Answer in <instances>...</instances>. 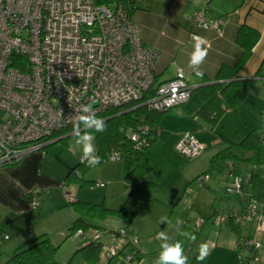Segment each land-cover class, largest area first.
<instances>
[{
  "label": "built area",
  "instance_id": "2783aa9c",
  "mask_svg": "<svg viewBox=\"0 0 264 264\" xmlns=\"http://www.w3.org/2000/svg\"><path fill=\"white\" fill-rule=\"evenodd\" d=\"M134 1L0 0V168L17 165L56 142L53 135L74 127L71 116L80 114L82 106L92 104L97 116L128 104L162 113L190 100L198 85L189 83L181 68L171 81L156 84L160 53L144 46L141 30L131 19ZM189 20L192 30L213 29L223 34L224 21L209 17L207 12H195ZM195 36L200 35L193 33V40ZM155 132L160 133L142 118L136 130L126 133L135 152H139L151 146ZM205 147L187 132L176 149L184 157L193 158ZM114 153H119L116 160L111 158ZM129 156L114 149L108 160ZM230 177L227 193L237 196L252 179L251 172ZM198 178L201 188L211 179L209 174ZM108 185L96 182L95 188ZM47 194V189L31 191L27 195L29 210L38 209ZM64 197L69 204L78 201L72 192ZM246 201L240 212L216 213L212 218L214 226L231 221L239 229L246 224L254 226L253 235L241 237L237 244L238 264L257 263L264 252V203L252 193ZM206 222L203 219L194 225L199 229ZM88 232V242L102 244V261L141 263L145 252L139 249L141 242L131 231L104 233L94 228ZM85 235L83 230L75 234ZM106 236L111 243H104Z\"/></svg>",
  "mask_w": 264,
  "mask_h": 264
},
{
  "label": "crops",
  "instance_id": "0c3cea01",
  "mask_svg": "<svg viewBox=\"0 0 264 264\" xmlns=\"http://www.w3.org/2000/svg\"><path fill=\"white\" fill-rule=\"evenodd\" d=\"M198 11L207 12L211 18L222 19L223 34L220 36L213 29L192 30L189 19ZM131 19L141 30L144 46L160 53V60L156 67L157 85L171 81L176 76L177 68L185 70L187 81L198 87L205 85L202 77L210 80L212 84L221 83L224 80L217 82L216 77L222 66L233 67L242 57V49L236 42L239 28L244 25L258 31L260 38L252 51L253 55L237 75L240 80H255V82L242 104L235 111H227L217 126L225 128L227 121L228 124L231 122V119L227 120L230 115L242 119V114L248 113L250 118H253L255 114L264 118V0H135L132 5ZM193 33L199 34L207 42L205 47L208 48V55L201 65L204 73L202 77H198L188 67L189 56L194 50L195 41L191 37ZM229 73L230 70L225 72L227 75ZM248 118L244 120L245 125L248 124ZM161 119L158 125L161 132L155 141L158 140L157 143L160 145L166 144L173 153L180 139L187 132L192 133L198 142L205 146L213 142L212 136L208 137V134L202 132L208 131L205 128L207 123L200 118L190 116L183 107L164 113ZM216 127L211 129L216 131ZM47 159L48 155L43 150L29 155L17 165L0 168V259L5 254L15 252L22 243L45 236L46 220L61 206V203L50 195L56 189L64 194L66 186L61 179L60 167H63L65 163L59 160L52 163ZM232 166L226 172V187L231 180ZM210 181L206 187L213 190ZM145 182L156 184L154 177H138L135 174L133 182L126 190V195ZM43 189H47L49 194L43 197L42 205L36 210H29L30 201L27 195L33 190L42 191ZM72 193L78 196V200L81 199L82 191H79L76 185H73ZM250 194L251 188L246 187L244 194L234 200H227V203L219 201L220 205L215 212L223 214L240 212L245 207L247 196ZM253 227L246 224L236 230L232 221L220 226L212 224L211 228L203 229L202 226L197 231L198 244L192 242L189 247L184 248L188 264H197L194 261L199 255L200 245L204 243L208 246V255L202 264H238L237 244L241 237L249 238L253 235ZM130 231L141 237L145 235L139 226H135ZM167 236L174 238L172 235ZM180 237L181 230L176 233L175 239L178 241ZM160 242L163 243L162 240L156 239L154 242L151 240V242L141 243L139 249L149 255L148 262L144 264H155L161 251ZM169 242L174 241L169 238ZM2 260L0 264L6 262ZM254 264H264V252L260 254L259 262Z\"/></svg>",
  "mask_w": 264,
  "mask_h": 264
},
{
  "label": "rangeland",
  "instance_id": "374dc122",
  "mask_svg": "<svg viewBox=\"0 0 264 264\" xmlns=\"http://www.w3.org/2000/svg\"><path fill=\"white\" fill-rule=\"evenodd\" d=\"M242 115V119H237L238 116L236 118L235 115H230L227 120L231 119V122L228 124V121L226 120L227 125L225 128L217 126L216 131H213L211 127L206 124L205 128L208 131L202 132L208 134V137L212 136L213 142L208 144L199 156L186 158L181 155L177 149L174 150L173 153L166 144H158V140L153 142L151 146L143 152L141 157L137 158L134 156L136 170L133 178L135 177V174L138 177H154L156 183L148 192V196L143 198L141 202L144 213L141 217L134 220L129 227L130 230L134 229L135 226L141 227V230L145 233L144 237L138 236L137 234L135 235L139 238L142 244L147 241L151 242V240L154 242L157 239L158 233H160L163 229V232L166 234L168 233L167 235L174 236V238L169 237L172 241H177L175 239L176 233L181 230V237L178 241H181L184 248L189 247L192 242L194 244H198L199 239L197 231L200 229L195 227V222L206 219L208 221L203 226V229L204 227L211 228L213 224L212 218L215 215L213 213L215 212V209L219 207V201L227 203V200H234L238 197L235 194L227 193L225 189V176L227 170L233 165L231 162L228 161L220 163L217 168L218 170H209L211 167L210 161L213 157L219 154V152L225 150L226 143L220 138L225 137L234 143H239L243 141L252 130L258 127L259 130L264 131L263 117L255 114L253 115V118H250L248 113L247 115L246 113ZM247 118L248 124L245 125L244 120ZM59 139H63L64 141L62 143H67V146L70 147L69 151L65 149V151L61 154V160L64 163H69L71 165L77 164L78 158L81 156V148L79 145L75 144V137L72 133H66L65 136L55 140ZM55 148L53 147L49 149L47 154V160H51L52 163L57 162L53 155V150H55ZM44 151L46 152V150ZM125 166L126 159L115 162L106 159L102 164H99L95 168H79L80 177L85 181L109 183V185L104 189H97L95 186H92L89 189H83L81 199H86L90 202H99L104 198L103 203L105 207L114 210L122 208L123 203L129 196L126 195V190L133 182V178L131 181H126ZM233 167L236 169V173H241L243 175L249 174L252 168L249 164L242 162H237L235 166H232V168ZM60 168L62 174L66 173L64 172L65 170L63 167ZM261 172L264 177V169H262ZM206 173L209 174L211 178L210 182L212 183L213 190H209L206 186L201 188L196 181L198 176ZM73 185L74 184H68L64 188V194L61 190L56 189L50 195L61 203L59 210L56 211L54 215H51L45 222V232L47 237L54 246L59 248L55 258L61 264H119L118 259L107 262L102 261L103 259L101 254L100 260H90L86 252L81 251L82 248L85 247L84 242L91 239L88 231H86L87 235L82 237H77L68 233V229L77 219V215L71 205L66 202L64 195L67 192H72ZM77 188L79 189L78 186ZM89 190L91 191L89 192ZM161 217H167L170 223L161 224ZM177 221H180V223H177ZM88 222L95 225L101 232L104 233L109 231L111 232L114 229L118 231L119 229H124L126 227L124 222L120 220L116 221L114 219H107L105 221L93 219L88 220ZM216 229L214 230L216 231ZM182 233H190L191 235H194L195 240L190 239V237L183 236ZM108 240L109 239L106 236L103 241L106 244L111 243V241L109 240L108 242ZM159 244H161V242ZM13 253L14 252H11L9 255H3L0 261H3L2 259H4V262H7ZM150 254L153 256L152 253ZM148 260L149 255H144L141 260V264L148 262Z\"/></svg>",
  "mask_w": 264,
  "mask_h": 264
},
{
  "label": "trees",
  "instance_id": "16d2710c",
  "mask_svg": "<svg viewBox=\"0 0 264 264\" xmlns=\"http://www.w3.org/2000/svg\"><path fill=\"white\" fill-rule=\"evenodd\" d=\"M120 1L123 0H97L98 3L102 4L119 3ZM239 29L236 42L242 49V57L236 64L233 65V67L222 66L216 77L217 82L224 80L221 81V83L211 84L210 80L202 77L205 85L199 86L193 90L191 92L192 96L190 100L182 106L187 114L196 119L200 118L212 129L218 125L227 111H235V109L242 104V102L249 95L250 88L255 82V80H240L237 75L239 71L245 67V64L253 55L252 51L258 43L260 33L244 25ZM227 70H230L228 75L225 74V72L227 73ZM149 96L150 95H147L144 100H146ZM164 113L166 112H152L146 107H142L138 104H128L125 105V107L113 109L99 115L98 117L104 119L107 125L104 132H93L98 154L102 157L100 164L108 159L109 154L114 149H120L125 155H130L126 159L125 169L126 181H131L136 170L134 156L137 158L141 157L145 150L135 152L134 146L132 145V142L128 140L126 132L129 129L136 130L142 118L146 119V124L161 132L158 125L161 122V117ZM73 128L74 127L66 129L61 133H57L53 135V138H61L62 136H65L66 133H72ZM158 135L159 133H154L150 144L155 141ZM221 140H224L226 143L225 150L219 152V154L213 157L210 162L211 167L209 171L216 170L220 163L228 161L234 166L237 162L249 164V166H252L250 170L252 179L251 183L246 185L244 188H251V193L254 197L264 203V177L261 172V168L264 165V131L259 130L258 127L252 130L244 138V140L239 143H234L225 137H222ZM63 141V139H59L52 145H49L45 148V153L48 154L49 149L56 147L55 150H53L54 158L55 160L62 161L61 154L65 151V149L67 151L70 150L67 143H62ZM80 157L81 156H79V158ZM79 158L77 164H64L63 169L66 173L62 174L61 179L64 186L74 184L79 187V191H82L83 189H89L92 186H95L96 182H87L80 177V174L77 176L79 168L91 169L90 167L80 163ZM231 174L238 175L241 173H236V169L233 167ZM198 177L196 178V181L199 179ZM154 185V183L149 182L141 183V185L137 186L129 193V196L123 203V207L117 210L105 207L103 203L104 198L99 202H90L86 199H80L77 203L70 204L77 215V219L69 227L68 233L75 235L77 231L83 230L86 232L94 228L100 231L99 228L88 222V220L93 219L100 221H105L107 219H114L116 221L120 220L126 225L124 229L130 231L128 229L131 223L141 217L144 213L141 202L143 198L148 196V192ZM206 185L207 183L204 184V186ZM216 213L219 212H215V214ZM238 229L239 228L236 226V230ZM58 250L59 248L54 246L47 235H45L35 238L32 241L22 243L4 264H61L55 258ZM81 251H85L90 260H100L102 244L95 242L91 243L86 240V246L83 247ZM144 255L146 254L144 253ZM205 259L200 261L196 257L194 263L202 264ZM120 264H124L122 259Z\"/></svg>",
  "mask_w": 264,
  "mask_h": 264
},
{
  "label": "clouds",
  "instance_id": "9594fccd",
  "mask_svg": "<svg viewBox=\"0 0 264 264\" xmlns=\"http://www.w3.org/2000/svg\"><path fill=\"white\" fill-rule=\"evenodd\" d=\"M202 27L207 29V24L202 25ZM194 40V50L189 56L188 67L198 77H202L204 73L201 70V65L208 55V48L205 47L207 42L200 36H195ZM71 119L74 122L72 135L75 137V144L81 148V162L86 163L90 168H95L101 163L102 157L98 154L94 143L95 137L92 133L104 132L107 127L106 122L96 115L92 104L82 106L80 114L71 116ZM118 156L119 153H114L111 158L116 160ZM160 223H170V221L167 217H161ZM177 223H180V221H177ZM182 235L195 240V236L190 233H182ZM157 239L162 240L163 243L161 244V251L155 264H188V257L184 254V246L180 241L170 243L169 237L163 231L158 233ZM207 255V244H201L197 259L203 261Z\"/></svg>",
  "mask_w": 264,
  "mask_h": 264
},
{
  "label": "water",
  "instance_id": "95a60500",
  "mask_svg": "<svg viewBox=\"0 0 264 264\" xmlns=\"http://www.w3.org/2000/svg\"><path fill=\"white\" fill-rule=\"evenodd\" d=\"M212 84V83H211Z\"/></svg>",
  "mask_w": 264,
  "mask_h": 264
}]
</instances>
